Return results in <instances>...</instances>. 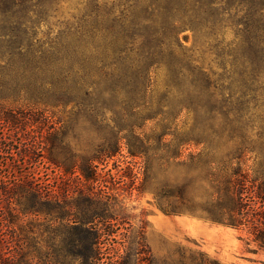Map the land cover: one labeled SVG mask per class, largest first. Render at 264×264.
Masks as SVG:
<instances>
[{
  "label": "rangeland",
  "instance_id": "rangeland-1",
  "mask_svg": "<svg viewBox=\"0 0 264 264\" xmlns=\"http://www.w3.org/2000/svg\"><path fill=\"white\" fill-rule=\"evenodd\" d=\"M150 1L157 5L147 8ZM207 1L198 7L189 0H46L26 23L45 52L47 80L49 71L66 69L65 55L91 56L103 41L118 59H145L144 71L161 62L147 92L144 79L137 103L132 92L120 101L121 95L80 91L71 113L60 108L20 123V134L38 150L47 141L43 153L55 158L54 164L34 158L37 167L28 170L69 201L70 219L87 212L86 225L102 233L95 264H200V253L210 264H264L246 229L201 210L215 153L243 142L254 149L245 157H264V70L236 74L225 102L218 81L223 61L231 69L241 0ZM160 22L166 31L158 36ZM7 29L0 23V34ZM5 163L0 156V175H14ZM31 164L17 163L16 171ZM190 199L200 203L194 211Z\"/></svg>",
  "mask_w": 264,
  "mask_h": 264
},
{
  "label": "trees",
  "instance_id": "trees-1",
  "mask_svg": "<svg viewBox=\"0 0 264 264\" xmlns=\"http://www.w3.org/2000/svg\"><path fill=\"white\" fill-rule=\"evenodd\" d=\"M45 1L0 0V23L8 26L0 34V156L14 171L12 176L0 175V264H70L72 258L95 264L102 233L86 225L87 212L81 219H70L69 201L66 205L61 202L55 188L43 185L35 171L28 170L37 167L34 158H46L52 164L55 158L43 153L47 141H41L38 150L35 140L22 136L20 123L62 111L71 113L67 107L76 102L80 91L110 98L121 95L120 101L132 92L129 99L137 103L144 79L148 81L147 92L152 84L151 70L161 62L148 63L144 71L145 59H130L132 54L118 59L109 53L103 41L94 46L97 51L91 56L65 55L66 69L49 71L47 80L45 52L40 40L28 35L26 25ZM189 2L198 7L212 3ZM155 5L150 1L147 8ZM237 11L241 13L237 20L240 28L229 61L231 69L226 71L223 61L224 72L218 77L222 102L226 101L225 89L229 90L237 80L236 74L264 70V0H241ZM165 31L160 22L156 35H164ZM205 77L210 81L208 73ZM253 152V147L241 142L225 153L214 154L216 159L209 162L213 170L211 191L201 210L213 221L246 229L256 250L264 251V157H245ZM17 163L32 164L18 172ZM188 203L191 211L200 204L194 199ZM30 215L35 218L23 222ZM39 216L46 219L40 221ZM200 254V264L211 263Z\"/></svg>",
  "mask_w": 264,
  "mask_h": 264
}]
</instances>
